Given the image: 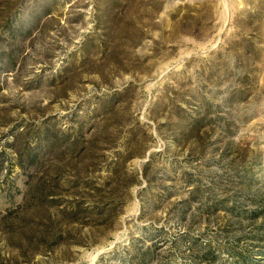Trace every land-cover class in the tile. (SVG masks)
<instances>
[{"label":"rangeland","instance_id":"obj_1","mask_svg":"<svg viewBox=\"0 0 264 264\" xmlns=\"http://www.w3.org/2000/svg\"><path fill=\"white\" fill-rule=\"evenodd\" d=\"M0 264H264V0H0Z\"/></svg>","mask_w":264,"mask_h":264}]
</instances>
